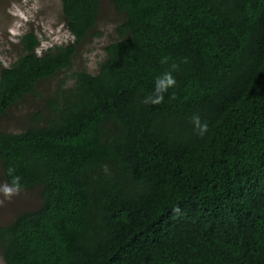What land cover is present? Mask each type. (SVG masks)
<instances>
[{
    "label": "trees",
    "instance_id": "trees-1",
    "mask_svg": "<svg viewBox=\"0 0 264 264\" xmlns=\"http://www.w3.org/2000/svg\"><path fill=\"white\" fill-rule=\"evenodd\" d=\"M60 2L70 42L23 33L0 70V119L42 102L0 131V182L38 200L0 225L2 263L264 264V0H112L95 74L74 59L101 0Z\"/></svg>",
    "mask_w": 264,
    "mask_h": 264
},
{
    "label": "rangeland",
    "instance_id": "rangeland-1",
    "mask_svg": "<svg viewBox=\"0 0 264 264\" xmlns=\"http://www.w3.org/2000/svg\"><path fill=\"white\" fill-rule=\"evenodd\" d=\"M61 9L60 0H0V70L9 67L17 58L18 38L23 33L32 31L37 36L41 44L38 53L69 43L72 38L66 30ZM116 19L112 0H101L97 30L102 36L86 41L74 59V69L95 74L103 57V48L115 39L113 21ZM44 87L52 89L54 83ZM28 102L7 111L0 119V131L19 132L26 128L24 112L42 105V102L34 100ZM3 184L0 182V185ZM37 204L34 191L17 193L10 198L0 195V225L7 223L20 210H31ZM0 264H3L1 259Z\"/></svg>",
    "mask_w": 264,
    "mask_h": 264
},
{
    "label": "clouds",
    "instance_id": "clouds-1",
    "mask_svg": "<svg viewBox=\"0 0 264 264\" xmlns=\"http://www.w3.org/2000/svg\"><path fill=\"white\" fill-rule=\"evenodd\" d=\"M162 63H166V61H162ZM177 67V65H173L172 71H175ZM172 71L165 72L156 78L154 94L145 98L143 101L145 104L159 105L164 102L165 94L169 89L176 85V80L172 75ZM192 123L194 128L198 130L199 135L203 136L208 131V124L202 123L199 115H194L192 117ZM13 171L14 170L10 169L9 175H12ZM19 180V177L13 176L11 183L0 185V195L10 198L11 196L17 194L21 190ZM175 211L179 212V209L177 208Z\"/></svg>",
    "mask_w": 264,
    "mask_h": 264
}]
</instances>
